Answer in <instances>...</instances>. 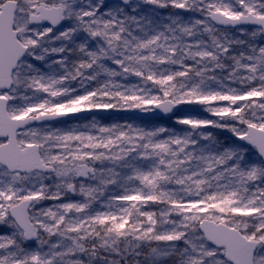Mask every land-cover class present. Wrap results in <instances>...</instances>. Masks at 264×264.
I'll use <instances>...</instances> for the list:
<instances>
[{
  "label": "trees",
  "instance_id": "obj_1",
  "mask_svg": "<svg viewBox=\"0 0 264 264\" xmlns=\"http://www.w3.org/2000/svg\"><path fill=\"white\" fill-rule=\"evenodd\" d=\"M97 2L100 15L76 24L64 36L67 41L61 55L39 52L37 58L28 61L29 65L24 63L29 74L18 82L24 84L22 94H41L51 102L34 113L84 107L149 108L163 99L174 100L179 109L169 117L142 121L127 115L101 116L111 132L94 145L89 143L86 149L77 148L75 138L69 137L72 149L70 155L68 151L65 154L70 158L55 156L52 160L56 168L51 175L54 194L39 203L71 208L75 201L82 200L83 215L95 214L94 209L100 206V216L95 220L99 222L93 227L86 228L84 223L74 231L59 223L50 236L78 251L88 240L113 234L114 241L108 238L93 245L91 263L147 264L153 250L183 242L182 235L173 242L169 240L178 235L179 229L201 237L199 220L209 218L232 225L233 218L243 215L228 199L220 198V186L237 172H264V163L254 150L239 146L231 138L243 132L246 124L264 125V75L249 70L242 82H235L237 73L231 67L232 61L254 52L247 46L249 40L242 39L238 44L244 46L242 50L222 44L219 38L250 29L212 25L207 13L218 10L217 0H205L201 9H194L192 0H140L127 6ZM113 10L118 11L117 16H113ZM194 12L201 16V23L194 24ZM119 13L126 14V20ZM150 37L153 42H145ZM121 79L124 93H118L116 86ZM104 81L108 88L105 93L99 92L98 86ZM245 92L252 96L240 99V93ZM59 98H67L68 102L58 105ZM240 103L243 110L238 109ZM68 124L73 123L50 127L64 132ZM43 140L38 142L41 155L48 158L46 150L53 139ZM250 150L253 152L248 156ZM63 168L70 171L66 179L56 176ZM82 188L81 199L78 194ZM127 195L147 196L134 210L138 221L126 224V215L116 220L109 209H101L113 198ZM61 213L66 218L73 211ZM149 217L152 225L147 223ZM1 221L13 224L7 211ZM186 221L189 225L185 227ZM42 238L39 232L38 240ZM170 263L172 259L166 258L160 264Z\"/></svg>",
  "mask_w": 264,
  "mask_h": 264
},
{
  "label": "rangeland",
  "instance_id": "obj_2",
  "mask_svg": "<svg viewBox=\"0 0 264 264\" xmlns=\"http://www.w3.org/2000/svg\"><path fill=\"white\" fill-rule=\"evenodd\" d=\"M96 0H78L75 2L63 3V0H18L19 8L15 18V28L18 30L19 39L23 44L31 47L28 51L26 58L21 62L19 70L14 74V81L17 85L5 94L12 103L9 105V113L12 116L20 117L28 114H33L35 110H41L43 107L49 106V97H45L41 94L27 95L22 94L24 91V84L19 85L18 82L26 80L28 77L27 68L24 67V63L29 65L30 62L38 57L39 52L41 54L49 53L55 55H61L66 47V37L72 28L76 24L86 23L92 17H98L100 12L99 2ZM1 2V0H0ZM194 9H201L205 5V0H192ZM218 10L229 16H239L246 12H252L254 14H264V0H217ZM56 5L63 4L65 6V22L63 25L52 31L51 29H45L42 27L31 26L28 23V15L34 11L39 5ZM93 5H96L93 7ZM93 8V9H92ZM113 16L118 15V11H112ZM194 24L201 23L200 15L198 12H194ZM123 20H126L127 15L119 13ZM220 42L224 45H236L240 49L244 50V46L238 44L242 39L249 40L248 48L253 50V54H243L233 60L231 67L237 74L235 82H242L246 77L249 70H254L264 75V38L259 29H250L249 31L239 33H227L223 35ZM153 37L145 42H153ZM174 41V40H172ZM143 44V41H141ZM138 44V43H137ZM169 42L165 43L168 46ZM249 53V51H246ZM248 55V56H247ZM109 82H112L110 80ZM58 84H61L59 82ZM57 84V85H58ZM113 84V82H112ZM240 85V84H238ZM118 93L125 92L124 79L116 85ZM67 92V88L64 87ZM107 84L104 81L103 84L98 86V90L105 93L107 90ZM92 91H95L92 89ZM68 93V92H67ZM92 93V92H91ZM122 95V94H120ZM252 94L240 93V99L251 97ZM51 101V100H50ZM58 105H64L68 102V99L62 100L61 98L56 100ZM239 110H243L244 105L240 103ZM237 106V107H238ZM45 109V108H44ZM68 110V109H66ZM70 110H75L74 108ZM53 111V110H52ZM33 112V113H31ZM44 112V111H40ZM38 112V113H40ZM36 114V113H34ZM65 126V131L61 132L60 128L51 129L50 126H34L27 128L19 133V141L21 143H38L43 137L46 139H53L52 144L48 146L47 155L44 157L49 163L55 160L56 157L62 159L70 158L71 145H69V137L75 138L74 144L79 149H86L89 143L99 142L104 139L106 134L111 131L105 126V122L99 118V116H91L82 121L72 122ZM131 127H136L135 124H130ZM258 127L264 129L263 124H258ZM62 128V127H61ZM242 132V131H241ZM240 132V133H241ZM53 137V138H51ZM68 151V154H65ZM252 150L248 151V156L252 155ZM56 176L63 175L64 178L70 175V171L67 168L59 169ZM257 172L254 174H246L243 172H237L231 174L223 181L220 188V198L228 199L232 205H235V210L243 213L242 216L233 218L232 226L239 229L245 236L256 239L259 242V248L254 257V264H264V172L259 169H255ZM253 171H250V173ZM46 176V177H45ZM55 190V181L51 175H27L16 178L13 175L7 173V171L0 166V264H93L91 261L93 257L90 254V250L93 245L99 243L100 240H107L110 237L103 236L97 238L95 241L88 240L84 248L75 251L71 245H65L60 241L52 238L50 235L55 232L56 226L60 223H64L67 227L74 231H79L84 223L86 228L93 227V224L98 223L95 220L99 218L100 206L98 209H94L93 215H83L85 213V203L81 200L75 201L71 208L64 205V207L56 205L40 204L39 202L45 196L53 195ZM84 188L78 194L82 199L84 196ZM147 196L137 197L134 195H127L121 198H113L112 200L101 205V209H109V213L114 215L116 220H121L126 215L124 221L134 223L138 221L136 219V212L134 211L140 202L143 203ZM21 198H30L32 200L29 213L31 220L37 230L45 237L36 242L27 243L23 240L21 232L13 224H4L1 221V217L8 210L9 206ZM78 199V198H77ZM38 202H37V201ZM70 206V205H69ZM191 207L187 206V209ZM65 211H64V210ZM73 216H63L61 212H72ZM78 214V215H77ZM77 215V216H76ZM64 219V220H62ZM194 221L193 216H190L189 222L192 224ZM149 225H152L153 220L149 217L147 220ZM127 224V223H126ZM139 224V222L137 223ZM136 224V225H137ZM186 221L183 226H188ZM193 231V230H192ZM183 236V242L171 243L168 246H163L153 250L150 253L149 262L147 264H160L166 258H171L173 263L170 264H229L222 255L221 250H214L210 245L202 241L197 233L187 232L181 228L178 230V235H174L171 239L172 242ZM146 236H144L145 238ZM22 238V239H21ZM92 238V237H90ZM164 239V238H161ZM168 241V240H167Z\"/></svg>",
  "mask_w": 264,
  "mask_h": 264
},
{
  "label": "water",
  "instance_id": "obj_3",
  "mask_svg": "<svg viewBox=\"0 0 264 264\" xmlns=\"http://www.w3.org/2000/svg\"><path fill=\"white\" fill-rule=\"evenodd\" d=\"M77 0H63L64 3ZM106 3H118L126 6L140 0H103ZM18 9L16 0H4L0 4V166L9 173L29 174L39 172L50 174L54 167L43 161L39 145L18 142L19 131L38 125H51L60 121H74L91 116H131L135 120L172 116L179 105L171 99L159 100L148 109L132 108L129 110L109 109L105 107H85L69 111H48L13 117L8 112L9 99L4 95L13 86V75L19 63L27 55V46L18 39L14 28L15 15ZM208 20L216 27L223 29L258 28L264 38V14L252 12L239 16H229L220 11L210 10ZM65 21L63 5H39L36 11L29 14L32 25L56 29ZM232 139L243 147L254 149L257 157L264 162V129L253 124L245 126L242 134H233ZM30 198H23L8 209L15 224L27 242L38 239V233L29 217ZM198 230L204 240L212 247L222 249L224 259L230 264H254V255L258 242L247 238L238 229L223 222L204 218L198 223Z\"/></svg>",
  "mask_w": 264,
  "mask_h": 264
},
{
  "label": "flooded vegetation",
  "instance_id": "obj_4",
  "mask_svg": "<svg viewBox=\"0 0 264 264\" xmlns=\"http://www.w3.org/2000/svg\"><path fill=\"white\" fill-rule=\"evenodd\" d=\"M17 13V12H16ZM28 17H29V15H28ZM15 18H16V15H15Z\"/></svg>",
  "mask_w": 264,
  "mask_h": 264
}]
</instances>
